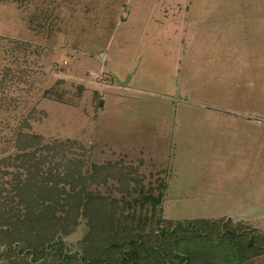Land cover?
I'll return each mask as SVG.
<instances>
[{"label": "rangeland", "instance_id": "obj_1", "mask_svg": "<svg viewBox=\"0 0 264 264\" xmlns=\"http://www.w3.org/2000/svg\"><path fill=\"white\" fill-rule=\"evenodd\" d=\"M24 118L75 142L101 198L64 251L113 238L110 216L125 240L156 216L230 219L264 244V0H0V157Z\"/></svg>", "mask_w": 264, "mask_h": 264}, {"label": "trees", "instance_id": "obj_2", "mask_svg": "<svg viewBox=\"0 0 264 264\" xmlns=\"http://www.w3.org/2000/svg\"><path fill=\"white\" fill-rule=\"evenodd\" d=\"M46 93L58 95L55 88ZM28 120L22 119L3 140L11 146L0 157V264H260L264 244L254 246L239 223L223 218L162 224L154 215L148 233L125 240L124 227L115 225L110 216L100 230L107 235L115 232L106 238L112 240L98 239L103 244L92 251H64L62 236L101 198L87 192L80 171L83 161L67 158L75 142L44 143L41 135L30 132ZM162 197L161 190L156 198L149 195L140 203L149 199L155 207ZM50 249L57 251L56 259L49 257Z\"/></svg>", "mask_w": 264, "mask_h": 264}]
</instances>
